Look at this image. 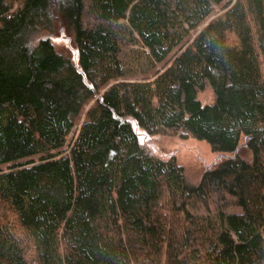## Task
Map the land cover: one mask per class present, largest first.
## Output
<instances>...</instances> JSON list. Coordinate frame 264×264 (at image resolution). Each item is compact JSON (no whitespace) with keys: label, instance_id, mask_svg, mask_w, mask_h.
Segmentation results:
<instances>
[{"label":"trees","instance_id":"1","mask_svg":"<svg viewBox=\"0 0 264 264\" xmlns=\"http://www.w3.org/2000/svg\"><path fill=\"white\" fill-rule=\"evenodd\" d=\"M0 264H264V0H0Z\"/></svg>","mask_w":264,"mask_h":264},{"label":"rangeland","instance_id":"2","mask_svg":"<svg viewBox=\"0 0 264 264\" xmlns=\"http://www.w3.org/2000/svg\"><path fill=\"white\" fill-rule=\"evenodd\" d=\"M55 45L60 53L74 58L76 56L75 48L68 37H55ZM201 103H210L213 99L212 91L207 88L198 95ZM140 140L153 150V153L160 157H166L174 154L178 161L188 169V176L192 182H196L202 172L223 159L225 155L213 153L208 144L204 141L193 138L180 139L173 136H148L141 130H138Z\"/></svg>","mask_w":264,"mask_h":264}]
</instances>
